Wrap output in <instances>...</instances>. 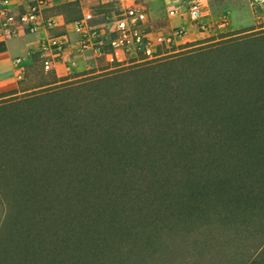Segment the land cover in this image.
Here are the masks:
<instances>
[{
	"label": "trees",
	"instance_id": "16d2710c",
	"mask_svg": "<svg viewBox=\"0 0 264 264\" xmlns=\"http://www.w3.org/2000/svg\"><path fill=\"white\" fill-rule=\"evenodd\" d=\"M1 183L30 214L9 263L150 264L187 232L211 262L264 217V30L0 103Z\"/></svg>",
	"mask_w": 264,
	"mask_h": 264
},
{
	"label": "rangeland",
	"instance_id": "374dc122",
	"mask_svg": "<svg viewBox=\"0 0 264 264\" xmlns=\"http://www.w3.org/2000/svg\"><path fill=\"white\" fill-rule=\"evenodd\" d=\"M48 1L50 7L44 13V30L47 35L64 41L63 52L55 59V67L52 70L42 69L41 60L25 59L24 73L22 69L18 72L20 75L16 74L17 85L0 90V103L45 89L75 85L88 77L132 67L144 61L178 55L193 49H206L224 40L264 30V0ZM192 2H198L201 7L203 17L200 21H193L189 17L188 7ZM129 8L143 10L146 14L145 21L141 24L155 42L156 52L153 57H145L134 51H122L121 48L112 49L109 45L100 51H96L90 44L84 46L82 39L85 38H82L83 33L78 31L77 25L87 12L91 14V18L87 20L86 28L89 32L95 31L108 40L116 34L115 22L119 15H123ZM171 9L174 10L173 15L169 13ZM44 38L45 36L41 38L38 47L32 49L31 53L39 51ZM167 38H171V41L165 42L164 39ZM15 188L17 187L14 184H0V262L4 259V264H13L5 261V258L12 249L15 250L14 245L5 241L7 234H12L19 224L24 225V220L28 223L30 215L28 204ZM260 220L254 221L252 227L237 234L236 238L231 234V240L230 237L227 239L235 243V247L228 248L226 243L222 244L209 263L207 255H210V249H204L202 256L197 254L196 242L203 240V236L190 232L180 234L178 240L169 246L170 249L162 252L157 262L149 263L253 264L252 260L259 262L260 258H264V233L261 232L264 229V217ZM195 243V248H192Z\"/></svg>",
	"mask_w": 264,
	"mask_h": 264
},
{
	"label": "built area",
	"instance_id": "2783aa9c",
	"mask_svg": "<svg viewBox=\"0 0 264 264\" xmlns=\"http://www.w3.org/2000/svg\"><path fill=\"white\" fill-rule=\"evenodd\" d=\"M50 7L48 0H0V36H12L18 33L37 32L45 29L44 13ZM174 14V10L169 11ZM188 14L191 20L200 21L203 17L202 10L198 2H192L188 7ZM91 14L87 12L84 18L77 25L78 31L83 33L82 42L84 46L90 44L96 51L103 50L104 46L109 45L112 49L121 48L122 51L136 52L145 57L155 55V42L142 28V22L145 21L146 14L143 10H126L121 18H118L116 24V34L108 40L97 34L95 31L89 32L87 20ZM50 25V24H49ZM170 42L171 38L164 39ZM64 41L60 38L45 36L40 44V53L42 68L52 70L55 67V59L63 52ZM17 67L25 65V58L17 57L13 60Z\"/></svg>",
	"mask_w": 264,
	"mask_h": 264
},
{
	"label": "crops",
	"instance_id": "0c3cea01",
	"mask_svg": "<svg viewBox=\"0 0 264 264\" xmlns=\"http://www.w3.org/2000/svg\"><path fill=\"white\" fill-rule=\"evenodd\" d=\"M43 36H47V31L44 29L12 36H0V90L17 85L16 74H19L18 72L22 69L24 73L25 67L15 66L13 60L17 57L32 58L34 52L31 53V51L38 47Z\"/></svg>",
	"mask_w": 264,
	"mask_h": 264
}]
</instances>
